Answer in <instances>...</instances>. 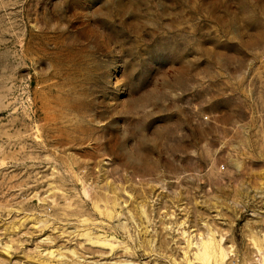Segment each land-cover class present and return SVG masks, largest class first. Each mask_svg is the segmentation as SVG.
<instances>
[{"label":"rangeland","instance_id":"rangeland-1","mask_svg":"<svg viewBox=\"0 0 264 264\" xmlns=\"http://www.w3.org/2000/svg\"><path fill=\"white\" fill-rule=\"evenodd\" d=\"M0 264H264V0H0Z\"/></svg>","mask_w":264,"mask_h":264},{"label":"bare ground","instance_id":"bare-ground-1","mask_svg":"<svg viewBox=\"0 0 264 264\" xmlns=\"http://www.w3.org/2000/svg\"><path fill=\"white\" fill-rule=\"evenodd\" d=\"M98 205V204H97ZM96 209H97V206H96ZM98 210V209H97ZM102 210V209H101ZM100 210V211H101ZM111 212V211H110ZM114 212V211H113ZM102 213V212H101ZM104 213V212H103ZM114 216V215H113ZM110 217H112V216H110ZM114 218V217H113ZM91 220V219H90ZM127 223V222H126ZM99 237V236H98ZM90 239V238H89ZM91 242H93V241H91ZM101 243V242H100ZM109 246V245H108ZM111 247V246H110Z\"/></svg>","mask_w":264,"mask_h":264}]
</instances>
